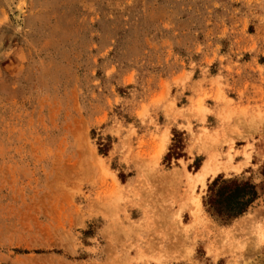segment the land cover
Masks as SVG:
<instances>
[{
    "label": "rangeland",
    "instance_id": "obj_1",
    "mask_svg": "<svg viewBox=\"0 0 264 264\" xmlns=\"http://www.w3.org/2000/svg\"><path fill=\"white\" fill-rule=\"evenodd\" d=\"M0 264H264V0H0Z\"/></svg>",
    "mask_w": 264,
    "mask_h": 264
},
{
    "label": "trees",
    "instance_id": "obj_2",
    "mask_svg": "<svg viewBox=\"0 0 264 264\" xmlns=\"http://www.w3.org/2000/svg\"><path fill=\"white\" fill-rule=\"evenodd\" d=\"M257 198L256 186L250 182L219 177L209 186L204 206L210 215L230 224L243 216Z\"/></svg>",
    "mask_w": 264,
    "mask_h": 264
},
{
    "label": "bare ground",
    "instance_id": "obj_3",
    "mask_svg": "<svg viewBox=\"0 0 264 264\" xmlns=\"http://www.w3.org/2000/svg\"><path fill=\"white\" fill-rule=\"evenodd\" d=\"M18 10V9H17ZM21 12V11H20ZM19 12V14H20ZM19 16V15H17ZM214 170L210 168L209 162L205 163L201 171L195 176L196 181L200 183H204V179L209 175V173L213 172ZM257 262V261H256ZM259 262V261H258Z\"/></svg>",
    "mask_w": 264,
    "mask_h": 264
}]
</instances>
